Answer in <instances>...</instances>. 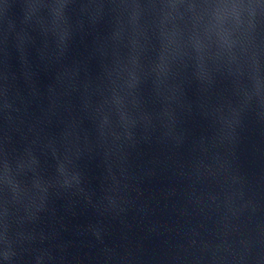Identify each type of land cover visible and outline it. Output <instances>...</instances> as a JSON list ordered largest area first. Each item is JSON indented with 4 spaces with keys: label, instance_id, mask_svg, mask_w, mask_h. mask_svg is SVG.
<instances>
[{
    "label": "water",
    "instance_id": "95a60500",
    "mask_svg": "<svg viewBox=\"0 0 264 264\" xmlns=\"http://www.w3.org/2000/svg\"><path fill=\"white\" fill-rule=\"evenodd\" d=\"M0 110L144 264H264V0H0Z\"/></svg>",
    "mask_w": 264,
    "mask_h": 264
}]
</instances>
